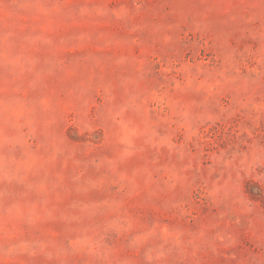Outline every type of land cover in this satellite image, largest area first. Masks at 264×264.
<instances>
[{"label": "rangeland", "instance_id": "rangeland-1", "mask_svg": "<svg viewBox=\"0 0 264 264\" xmlns=\"http://www.w3.org/2000/svg\"><path fill=\"white\" fill-rule=\"evenodd\" d=\"M0 264H264V0H0Z\"/></svg>", "mask_w": 264, "mask_h": 264}]
</instances>
